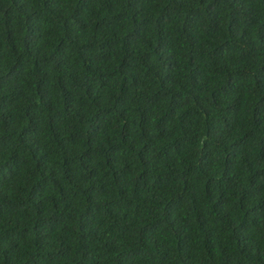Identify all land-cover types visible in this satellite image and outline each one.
<instances>
[{
    "label": "trees",
    "instance_id": "1",
    "mask_svg": "<svg viewBox=\"0 0 264 264\" xmlns=\"http://www.w3.org/2000/svg\"><path fill=\"white\" fill-rule=\"evenodd\" d=\"M0 264H264V0H0Z\"/></svg>",
    "mask_w": 264,
    "mask_h": 264
}]
</instances>
